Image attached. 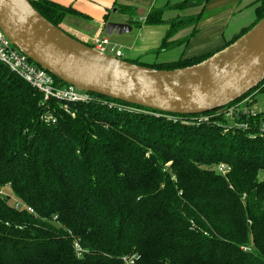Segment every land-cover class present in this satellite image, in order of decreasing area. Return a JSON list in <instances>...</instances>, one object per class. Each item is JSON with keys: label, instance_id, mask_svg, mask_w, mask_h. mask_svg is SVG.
Listing matches in <instances>:
<instances>
[{"label": "trees", "instance_id": "obj_1", "mask_svg": "<svg viewBox=\"0 0 264 264\" xmlns=\"http://www.w3.org/2000/svg\"><path fill=\"white\" fill-rule=\"evenodd\" d=\"M30 1L60 27L68 14L84 16L51 0ZM206 1L154 7L142 23L134 19L135 6L115 7L134 26L169 25L151 50L158 54L187 43L196 29L184 40L171 38L201 18L166 20L164 12ZM257 2V20L224 47L264 17V0ZM213 53L174 61L121 58L175 69ZM258 88L263 93L264 82L249 94ZM90 94L91 101L54 98L46 106L0 61V186L10 185L34 209L18 211L0 198V264H127L126 257L133 264H264V139L235 125L247 116L193 123L200 114ZM49 112L56 122L42 119ZM253 120L254 127L260 118ZM220 162L231 166L228 174L202 166Z\"/></svg>", "mask_w": 264, "mask_h": 264}, {"label": "water", "instance_id": "obj_2", "mask_svg": "<svg viewBox=\"0 0 264 264\" xmlns=\"http://www.w3.org/2000/svg\"><path fill=\"white\" fill-rule=\"evenodd\" d=\"M0 27L14 46L69 85L164 113L215 111L264 82V17L204 60L175 69L99 51L52 23L30 0H0ZM131 30L129 23L108 21L104 33Z\"/></svg>", "mask_w": 264, "mask_h": 264}, {"label": "crops", "instance_id": "obj_3", "mask_svg": "<svg viewBox=\"0 0 264 264\" xmlns=\"http://www.w3.org/2000/svg\"><path fill=\"white\" fill-rule=\"evenodd\" d=\"M56 3L72 6L84 16L68 14L61 27L72 36L86 44L92 43L99 37L108 36L104 33L106 22H128L129 15L118 12L117 4L133 5L137 9L134 16L139 22H143L147 14L154 7H162L168 3L177 4L184 0H51ZM113 9H116L115 11ZM115 17L111 15V11ZM201 13L200 20L195 25L181 28L171 40H181L192 35L188 42L177 46L183 52L178 58L159 59L161 55L152 53L162 43L169 25L156 24L141 26L132 25L131 33L134 37L130 40L128 53L138 58H147L150 61H174L181 57H196L222 49L228 42L237 36L243 29L251 26L258 18L257 0H208L203 4L180 6L169 8L164 12V19L169 20L178 17H191ZM121 15L118 18L116 15ZM86 16V17H85ZM130 24V23H129ZM136 29V33L134 31ZM124 33V34H126ZM124 34H113L124 37ZM131 36L128 37V40ZM116 40H114L115 42ZM118 42V41H116ZM177 51V50H176ZM166 52V51H165ZM178 53V51L176 52ZM144 60V59H143Z\"/></svg>", "mask_w": 264, "mask_h": 264}, {"label": "built area", "instance_id": "obj_4", "mask_svg": "<svg viewBox=\"0 0 264 264\" xmlns=\"http://www.w3.org/2000/svg\"><path fill=\"white\" fill-rule=\"evenodd\" d=\"M93 46L102 52L110 53L121 57L122 53L117 48V46L111 41L109 36H102L95 40ZM0 61L8 66L13 72L19 75L21 78L30 83L35 89H37L43 95V102L46 106H49V101L56 98L59 100H70V101H91L92 94L82 91L75 86L72 85H59L56 82L54 75L48 72L46 69L39 66L36 62L30 59L25 53L20 51L16 46L12 44V42L5 35L4 31L0 27ZM258 91V89L256 90ZM255 92V91H254ZM251 94H247L240 100L233 102L230 105H227L223 108L215 110L214 113L210 114H200L198 117L191 118V122L193 123H201V122H210L213 117H225L228 119L241 118L243 116H247L248 118L244 121H236L235 125L242 129H247L250 131L251 136L260 135L264 138V110H261L260 107L257 108V112L253 113V111H249L248 107L252 108L254 105L257 106V100L248 101L251 97ZM248 101V103H247ZM115 105V104H114ZM121 107H123L121 105ZM67 108V105H65ZM253 113V114H252ZM254 117H259L258 125L252 126L256 120H253ZM252 115V116H251ZM250 117V118H249ZM42 119L46 122H56V117L52 112L45 113L42 116ZM252 120L254 122H252ZM31 211L33 209L31 207ZM78 254H80V250L78 249ZM127 264H133V259L124 258Z\"/></svg>", "mask_w": 264, "mask_h": 264}, {"label": "rangeland", "instance_id": "obj_5", "mask_svg": "<svg viewBox=\"0 0 264 264\" xmlns=\"http://www.w3.org/2000/svg\"><path fill=\"white\" fill-rule=\"evenodd\" d=\"M188 0H184L183 2L181 3H184V2H187ZM114 11L116 9H113ZM113 10L111 11V15L113 17H115V14L113 13ZM118 18H121L118 14L116 15ZM136 29L134 31V34L136 33ZM131 36L128 40V37ZM134 36L131 34V33H126L124 34V37H119L118 35L114 36V35H111L109 36V38L111 39V41L117 46V48L120 50V52L122 53V57H127V58H138L134 55H131L128 53L129 51V45L131 43V41L133 40H130L132 39ZM185 38L181 39V40H184ZM114 40L118 41V42H114ZM95 42V41H94ZM94 42L92 44H94ZM178 53H176L177 51ZM183 52V48L180 50L178 47H173V48H170L169 50H166L165 51H162L156 55H161V57L159 59H169V58H174L176 55H178V58L179 56L181 55V53ZM147 58H151V57H145V58H142V60L144 59V61H150V59H147ZM140 59V61H142ZM260 90H262V88H258V91H255V92H252L251 94V97L252 98H249L248 101H252V100H257V106L254 105L252 108L248 107L249 111H253V113H259L257 112V108L260 107L261 110H264V92L263 93H260ZM247 101V103H248ZM252 103V102H250ZM252 113V114H253ZM256 114L253 115L256 116ZM74 115V114H73ZM167 115V114H166ZM252 116V115H251ZM169 118L173 119V120H179L180 118H176L174 116H170ZM263 138V137H262ZM264 139V138H263ZM204 168H207L209 170H213L214 172L218 173V174H228V172L231 170V166L225 162H220V163H215L214 165H202ZM260 178L261 179H264V173H261L260 174ZM0 198H8L9 199V203L11 206H13L14 208H16L18 211H23L25 209H27L28 211H30L31 213H34V209L33 211L30 210V208H28L29 206H27L25 203H22L20 200H18V198L16 197L13 189L11 188L10 185H5V186H0ZM27 207V208H26ZM56 223V222H55ZM76 248L78 249H81L80 245L78 243H76ZM132 258V257H131Z\"/></svg>", "mask_w": 264, "mask_h": 264}]
</instances>
